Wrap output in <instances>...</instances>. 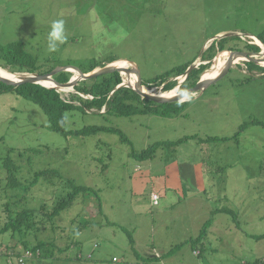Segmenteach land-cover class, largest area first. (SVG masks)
I'll list each match as a JSON object with an SVG mask.
<instances>
[{"label": "rangeland", "instance_id": "rangeland-1", "mask_svg": "<svg viewBox=\"0 0 264 264\" xmlns=\"http://www.w3.org/2000/svg\"><path fill=\"white\" fill-rule=\"evenodd\" d=\"M57 20L64 21L67 40L49 52L47 37ZM248 35L264 39V0H0V46L23 42L44 65L42 71L68 63L105 66L111 59H128L139 69V82L141 78L147 82L173 67L205 61L211 43L223 44L227 50L254 45L256 40H249ZM245 61L260 65L255 60L239 61L229 78L208 86L202 96L178 104L171 117L82 115L76 111L68 115V131L108 126L120 130L129 143L113 132H56L47 126V117L35 103L15 89H0V248L5 254L0 264H17L15 257L4 258L6 253L24 250L23 243L33 247L40 241L47 246L26 264H130L131 237L138 254L143 255L145 247L167 251L194 239L208 218L217 231L208 228L199 255H193L187 243L169 259L181 253L189 264H263L264 127L250 121L264 122V72H249ZM225 67L214 79L227 74L234 62ZM74 68L85 72L81 71L85 68ZM6 70L16 72L7 67L0 68V73ZM248 75L257 78L248 79ZM129 77L128 72L122 81ZM74 92H63V96ZM243 124L236 139L203 141L231 137ZM186 137L195 138L157 149L147 192L143 197L136 194L130 151ZM167 156H180L187 163L180 178L189 181L195 194L185 201L181 198L172 208L151 207L146 199L150 191L163 189ZM7 157L16 168L19 187L8 180ZM230 167L245 171L227 179ZM47 169L56 170L59 176L40 177L29 184L35 172ZM68 179L97 190L102 213L94 195L85 201L79 195L57 217H47L66 196ZM222 206L233 214L214 213ZM41 207L44 210L36 213L35 226L25 233L2 230L9 215ZM80 221L92 224L80 228ZM114 257L118 260L112 261ZM151 264H157L156 260Z\"/></svg>", "mask_w": 264, "mask_h": 264}, {"label": "trees", "instance_id": "trees-1", "mask_svg": "<svg viewBox=\"0 0 264 264\" xmlns=\"http://www.w3.org/2000/svg\"><path fill=\"white\" fill-rule=\"evenodd\" d=\"M257 38L260 41H262L264 44L263 38H260V37H257ZM249 40H251V38H249ZM224 49L225 48L223 44L214 46V43H211V45L207 49L209 50L208 58H213L217 52L222 51ZM229 49L234 50L235 48H229ZM258 52L259 51H252V52L241 51L238 54H241V53H255L256 54ZM225 56H227V54H225ZM208 58H206V60H209ZM0 60L3 65L5 66L8 65L10 68H15L16 69L15 71L19 73H24V72L46 73V72L51 71L55 67L53 66L49 69L42 71L41 68L44 65L40 64L37 58H35L29 51L26 50L24 43L21 41H14L5 46H0ZM114 60L116 59H111L107 63L112 62ZM244 64L247 66V69L249 72H254V71H259L257 73L264 72V66L258 65L255 62L245 61ZM97 65H100V64H97ZM189 65H190V62L185 65L173 67L168 72L161 74L155 79L149 80L147 82L161 84L164 81H166L169 77L183 73ZM208 67L209 66L201 64L197 68L193 69L189 73L187 78L183 81L182 88L186 89L189 86H191L193 83H195L199 79L201 73L204 70H205L204 73L207 71L206 69ZM197 70L199 71L196 72ZM81 71H85L84 73H87L90 70L85 68ZM126 74L127 72L114 71L111 73H107L105 75L113 77L115 79V82L120 84L122 82V77L126 79ZM72 75L73 74L71 72H62L54 76V79L55 81L59 83L60 82L63 83V82H67L71 78ZM100 76H97V77H100ZM251 77H255V76L248 75L247 78L251 79ZM177 83H178V80L170 81L167 84L165 89L171 90L173 87L177 85ZM2 88L14 89L12 86H9V85H6L0 82V89ZM113 88H114L113 85L106 80L89 79V80L79 81L74 86L75 92L70 93L68 97H64L63 96L64 93L61 91H57L56 89H50L40 84L21 85L15 88V91L19 95L35 103L39 107V109L42 111V113L47 117V120H48L47 126L56 132H59L62 134H68L70 132V133L77 134V135H94L98 133L99 131L113 132V133L120 134L122 140L126 143H129V140L125 136H123V133L120 130H117L113 127L88 125V126H84L81 129H72L68 131L65 128V126L68 122L67 120H68L69 113L76 111V112H80L82 115L90 113V114H99V115H104V116H127V117L134 116V115H142V114H153V115H160L164 117H171L176 112L175 107L177 105H172V106L157 105L149 99L142 98L138 93L132 90H116L115 92L110 94ZM82 94L91 95L92 97L84 98ZM250 124H259L262 127H264V122L262 121L252 120L250 121ZM244 127H245L244 124L241 125L239 130L235 132V134L231 137L214 136V137H209V138L207 137L203 139V141L207 140V141H214V142H225L229 139H236ZM190 138H195V137H186V138L180 139L175 142L158 141L140 151H135L134 149H132L129 155L130 157L135 158L136 160H139V161L151 159L154 157V154L158 148L174 146ZM4 163L7 168V172H8V176H7L8 180L11 182L13 187H19L21 185V182L18 178L15 177L16 172L14 170L16 168L12 166L9 157H7L4 160ZM51 176L58 177L59 174L56 170H53V169H47L44 171L35 172L33 176L31 177V180H28V182L29 184L33 185L39 180L40 177H45V180H48L49 178H52ZM66 184L69 189L66 196H63L62 199L60 198L58 200V203H59L58 206L52 210L49 216L46 215L47 217H49L50 219L51 217H57L59 213L79 195H81L80 197L81 201L82 199L83 201H85L86 196L94 195L96 199L97 210L98 212L102 213L100 198L97 194V190L91 187H87V186L76 185L73 180H69V179L66 182ZM43 210H44V207H41L40 209L25 208L14 216L9 215V220L5 223L2 230L25 233L26 229L30 228L33 224H34L33 226H35L36 213H39V212L43 213ZM217 212L233 214V211L226 207L218 209ZM90 224H92L91 221L81 222L80 228H84ZM211 224H212V219L208 218L207 221L203 223L200 233L194 239H191L188 242L180 243L179 245H175L170 250H168L163 255V257L167 260L168 256L172 255L180 247H183V245L187 243L188 245H190V247L193 250L202 248L203 241L205 240L207 236L208 228L211 226ZM130 244H131L133 251H135L134 246H133L134 241L132 240V237L130 238ZM46 246H47V243L41 242V241L38 242L33 247H28L26 244L23 243L24 250L30 249L33 252L39 251V256L42 253L41 250L44 249ZM22 251L23 250L17 251V252L15 251V253L12 254L13 256L8 255L6 253V256L4 258H9V257L12 258V257L19 256L22 253ZM11 252H13V250ZM4 255L5 254H3V256ZM135 255L144 264H150L154 262V259L151 257V255L142 256V255H139L136 251H135ZM261 261L264 264V258ZM156 263L158 262L156 261Z\"/></svg>", "mask_w": 264, "mask_h": 264}, {"label": "water", "instance_id": "water-1", "mask_svg": "<svg viewBox=\"0 0 264 264\" xmlns=\"http://www.w3.org/2000/svg\"><path fill=\"white\" fill-rule=\"evenodd\" d=\"M215 37L220 38L222 36L219 35V36H215ZM248 37L249 38H252V39L257 38L254 35H248ZM262 50H264V44H263V42H262L261 45H257V44L249 45V46H246L245 48H242V49L222 50V51H219L211 60H206V61H203V62L198 61V60H195V62L193 64H190L183 73H181L179 75H175V76L169 77L166 81H164L161 84L148 83L143 78H141L142 79V82L141 83L121 85V84L116 83L115 82V79L113 77L108 76V75H105V72L103 70V66L97 65V64H94V63H91V62H78V63H68V64H63V65H58V66H55L51 71L46 72V73H39V72H34V73H28V72H24V73L12 72V73H14L16 75H22V77L20 79H11V78H8V77L0 76V82L4 83L6 85L12 86L14 89L17 88L18 86L25 85V84H40V85H42L44 87H47V88H50V89H56V88H51V87H48L46 85H43L40 82V80L43 77L48 76V75H54V76H56L57 74L62 73V72H70L71 68H74V67H76V68H86V69L92 71L93 73H97V74L101 75L100 77L91 76L90 78H87V80L88 79L106 80V81L110 82L113 85L114 88L110 92V94H112L116 90H132V91L138 93L142 98L149 99V100L153 101L157 105L172 106V105L181 104V103L186 102V101L189 100V99H185L184 93H187L191 97V99H192L193 98L192 95L195 92H197L198 90H202L203 89V88H200V86L204 85V87L206 89L210 85H215L217 83H220L222 80L229 78L233 74L234 70H237V67H238L237 63L239 61L234 62V67L227 74H225L224 76H222L221 78L214 79V78L205 77V76H203V73L205 71L204 70L201 73L199 79L195 83H193L188 88H186V89L180 91L179 93H177V95L173 99H167V98H164L162 96V94L164 92L168 91L165 88H166L167 84L170 81L178 80L177 85L175 87H173V88H176V90H179L181 84L187 78V76L189 75V73L193 69H195L198 66H200L201 64L208 63V64H210V66L208 68H210L216 61H218L221 57L225 56L226 53L227 54H232L233 55V58L235 60L237 54L239 52H241V51H244V52H252V51H262ZM128 61H130L131 63H134L131 60H128ZM7 67H9V66L8 65L5 66V65H1L0 64V68L7 69ZM138 72H139V69H138ZM67 82H63V83L60 82V84H65ZM141 89H148V90L154 92V94L156 95V97H150V96L143 95L140 92ZM56 90L57 91H60L58 89H56ZM73 91H75L74 90V87H73Z\"/></svg>", "mask_w": 264, "mask_h": 264}, {"label": "crops", "instance_id": "crops-1", "mask_svg": "<svg viewBox=\"0 0 264 264\" xmlns=\"http://www.w3.org/2000/svg\"><path fill=\"white\" fill-rule=\"evenodd\" d=\"M224 50H227V49H224ZM254 78H257V77L255 76ZM206 89L201 90L199 92V94L197 95V97H193L192 99L202 96L204 94V92L206 91ZM154 158H155V156L153 158H151V159L139 161V160H136L135 158L131 157L132 164H131V172H130V174L132 176L134 191H135L136 194H138V195H140L142 197L147 192L146 183L150 180V175H151L152 171L155 170V167L152 164V160ZM186 164L187 163H185V161L181 160L180 156H177L176 158L167 156L166 165L163 168V172H162V175L164 177L163 189L158 191V192L157 191H150L149 195H148V199H146V202L148 201L149 205L151 207L152 206L154 207V205L151 203V194L152 193H156L160 197L159 204L156 205V207L161 205V206H167V207H170V208H172L173 206L179 204L181 202V200H180L181 198L183 199V201H185L187 196L195 194V190H191V187L189 185V181L183 182L182 179L180 178L181 170H182L183 173L186 172V167H185ZM244 171H245V169L240 171L239 169L238 170H234L233 167H230L227 170L226 178L227 179L229 178L228 175H239V176H241V174ZM197 174L198 173H196V175ZM207 185L209 186V184H207ZM194 187H196V185ZM222 197L223 196H220V198H222ZM234 197H236V196H234ZM220 208H224V206L215 209L216 211H214V212L215 213H223V212H217V210L220 209ZM213 223H214V221H212V224L209 227V230L211 232L217 231V227ZM234 226H236V225H234ZM247 235L248 236H256L254 234H247ZM206 241H207V236H206L205 240L203 241V245L205 244ZM131 249H132V247H131ZM152 249L158 250V249H156L154 247H151V248L145 247L142 250V252H143L142 256L148 255L149 251L152 250ZM191 250H192V254H193L194 250H197L200 253V251H199L200 248L199 249H194V250L191 248ZM158 251H160V252L165 254L168 250L167 251L158 250ZM139 255H141V254H139ZM180 255H181V253L178 256H176L175 258H173V259H169V258H167V259L172 264H189V263H185L183 261V259H181L182 256L180 257ZM127 257H128V262L130 264L131 263L132 264L133 263H137V262H138V264L143 263L141 260H139L137 258V256L135 255V251H133V249H132V251L129 252ZM261 260H263V259H261ZM256 262H257V260L252 261V263H256Z\"/></svg>", "mask_w": 264, "mask_h": 264}, {"label": "bare ground", "instance_id": "bare-ground-1", "mask_svg": "<svg viewBox=\"0 0 264 264\" xmlns=\"http://www.w3.org/2000/svg\"><path fill=\"white\" fill-rule=\"evenodd\" d=\"M254 40H256L255 44H257V45L262 44V42L258 38H254ZM260 55H262V56H260ZM242 60H255L260 65H264V61L259 62L260 60H264V50L259 51V53H257L256 55H253L250 53L237 54L235 60H234L232 54H227V56L221 57L210 68H208L207 71L205 73H203V76L208 77V78H214L222 69L225 68L226 65H230V63H232V62L242 61ZM103 70H104L105 74L110 73V72H114V71H125L127 73L129 72V74H130L129 80L126 81L125 79H123V81L120 83L121 85L140 83L139 82L140 77H139L138 67L134 63H131L128 60L116 59L112 62H109V64L103 66ZM70 72L73 73V76L65 84H60L59 82L55 81L54 75L45 76L40 80V82L43 85H46L48 87L56 88V89L63 91V92H69V91L73 90L74 85L79 80L87 79V78H90L91 76H96V77L100 76L99 74L93 73L92 71H89L87 73H83V72H80L79 70H77L75 68H71ZM0 76L8 77L11 79H20L22 77V75H16V74L12 73V71L10 72V70H6V71L0 73ZM200 88H204V85L200 86ZM199 91L200 90L195 92L192 95V97L197 96L199 94ZM140 92L146 96L156 97L154 92H152L148 89H141ZM177 93H178V90L173 88L172 90H168V91L164 92L162 94V96L164 98H167V99H173L177 95Z\"/></svg>", "mask_w": 264, "mask_h": 264}, {"label": "built area", "instance_id": "built-area-1", "mask_svg": "<svg viewBox=\"0 0 264 264\" xmlns=\"http://www.w3.org/2000/svg\"><path fill=\"white\" fill-rule=\"evenodd\" d=\"M151 203L154 205V206H156V205H158L159 204V195L158 194H156V193H152L151 194ZM11 253H13V252H11ZM34 253V254H33ZM3 254V252H2V250H1V248H0V256H3L2 255ZM193 254L194 255H198L199 254V252L197 251V250H194L193 251ZM11 256H13L12 254H10ZM38 256L39 255V251H36V252H33L32 250H30V249H27V250H23L22 251V253L19 255V256H16L15 258H16V261H17V264H26V261L28 260V259H31V258H33V256ZM149 255H151V257L154 259V260H156L158 263L157 264H172V263H170L168 260H166L165 258H163V255H164V253H162V252H159V251H157V250H155V249H152V250H150L149 251ZM11 257H9V259H10ZM118 259L116 258V257H114L113 259H112V261H117ZM140 264H143V263H140ZM151 264V263H150Z\"/></svg>", "mask_w": 264, "mask_h": 264}, {"label": "clouds", "instance_id": "clouds-1", "mask_svg": "<svg viewBox=\"0 0 264 264\" xmlns=\"http://www.w3.org/2000/svg\"><path fill=\"white\" fill-rule=\"evenodd\" d=\"M66 40L67 35L64 29V21H53L47 37L48 51L55 52L58 49L59 45L63 44ZM184 97L185 99H191V97L187 93H184Z\"/></svg>", "mask_w": 264, "mask_h": 264}]
</instances>
